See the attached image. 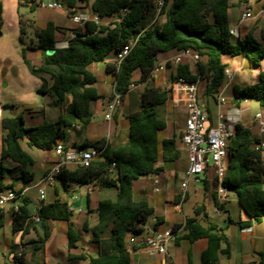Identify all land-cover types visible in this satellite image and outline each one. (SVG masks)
Here are the masks:
<instances>
[{"label": "trees", "instance_id": "trees-1", "mask_svg": "<svg viewBox=\"0 0 264 264\" xmlns=\"http://www.w3.org/2000/svg\"><path fill=\"white\" fill-rule=\"evenodd\" d=\"M25 1L30 11L38 5L36 0ZM89 1L62 0V4L72 13H80L88 7ZM250 1L163 0V5L158 8L157 0H94L90 9L102 20L114 15H118L120 20L110 24L78 25L80 27L72 30V36L64 47L58 46L57 39V33L63 29L54 22L35 30L38 43L34 47L43 52L41 62L30 63L25 55L26 48H22V52L31 73L41 82L37 94L44 96L46 101L39 110L29 108L27 116L26 111L16 113L17 107L14 113H3L0 125V192L15 191V184L8 182V175L17 171L24 184L32 182L33 174L27 168L34 165V159L25 148L54 152L55 145L63 143L70 130L81 132L91 126L95 116L94 106L105 98L99 89L95 64L104 61L109 54L117 57L133 39L136 44L120 64L115 61L105 67L106 73L114 78L115 91L123 94L122 101L126 98L129 101L125 115L128 121L127 140L113 143L106 137H99L93 141L87 139L81 144L63 143L66 149L75 147L78 151L96 149L102 152L88 167L64 166L56 177V182L66 192H70L72 185L94 186L98 190H115L116 198L100 200L96 206L94 225L90 226L86 219L82 231L72 225L74 213L70 211L68 200L56 198L50 203L43 202L34 211L28 197L15 198L13 201L17 203L11 210L12 230L21 234L22 245H26L24 237L34 231L37 238L28 244H33V254L42 250L52 232L50 221L65 222L68 224L69 264L86 259L83 252L80 255L72 253L83 241L84 232L90 234V243L95 244L97 249L96 256H89L88 264H133L130 237L144 233L151 224L156 228L162 223L158 217L151 221L155 210L147 200L135 198L134 183L142 177L162 172L164 168L157 166L158 163L172 165L181 157L176 134L163 136L168 122L161 111L171 100V89L156 85L157 78L153 74L156 61L159 63V56H171L183 50L198 54L200 59L194 64L188 61L178 65L168 62L166 67L171 70L170 82L180 78L205 81L204 96L216 102L217 95L226 84V65L222 63L224 54L247 56L255 65L264 59V44L260 40L249 37L235 40L230 34L229 10L238 6L250 8ZM19 3H22L21 0ZM2 12L0 3V26ZM24 33L21 26L22 43ZM261 40L264 41V29L261 30ZM137 72L140 73L139 84L146 85L141 91L133 93L130 86ZM234 96L238 101L255 100L264 107V71L259 73L255 84L235 87ZM47 108L56 111V119H48L44 114L42 122L28 125L29 117L34 119L33 111L40 114ZM257 141L251 138L248 127L236 125L235 135L229 143V164L224 185L238 195L239 203L248 215L260 220L264 215V166L261 151L254 148ZM206 176L200 177V182L208 190ZM213 181L216 186L215 176ZM54 194L58 196L57 192ZM212 198L217 209L223 210L225 203L217 201L216 191L212 192ZM204 210V206L198 208L195 216L186 218L185 238L189 242L206 239L201 264H219L218 252L227 238L222 229L201 224L199 217ZM34 217H38L39 221H35ZM4 218L5 213L0 208V228L4 226ZM39 222L41 226H38ZM229 222L232 223L231 220ZM179 227L176 225L174 229ZM19 248V245H13L14 260L23 264L26 253ZM258 255L259 263L264 264V252Z\"/></svg>", "mask_w": 264, "mask_h": 264}, {"label": "crops", "instance_id": "crops-1", "mask_svg": "<svg viewBox=\"0 0 264 264\" xmlns=\"http://www.w3.org/2000/svg\"><path fill=\"white\" fill-rule=\"evenodd\" d=\"M48 0H42V2H46ZM94 0L89 1L88 7L91 6L92 2ZM0 3L3 6V12H2V24L6 23L8 20L18 22L19 20V0H0ZM252 7V5L250 4ZM253 8V7H252ZM245 7L238 6L233 7L228 12L229 17V26L230 28H238V31L240 33L241 39L250 38L251 36L257 40H260L263 44L264 41L261 40V30L264 29V26H262V23H264V20L259 18V12L255 14V18L251 19L253 22L248 23L249 21L244 22L241 26H239V21L241 18V15L245 11ZM262 9V8H261ZM91 10V9H90ZM88 10V11H90ZM58 11V10H56ZM85 12V11H82ZM65 20L71 21L69 18H67L61 11H58V17L56 20H49L48 22H54L58 27L62 28V32L64 35L63 40H58V46L64 47L67 44L68 38L72 36L70 35L69 31H67ZM47 22V23H48ZM72 22V21H71ZM46 23V24H47ZM73 23V22H72ZM1 24V25H2ZM45 24V25H46ZM44 25V26H45ZM77 25V24H74ZM43 26V27H44ZM80 26L77 25L76 28H79ZM42 28V27H41ZM235 40H238L235 38ZM238 43L237 41H235ZM22 58H23V52L21 50ZM175 54H172L171 56H159V63H163L165 60L173 57ZM23 61L25 63V60L23 58ZM116 56L114 54H109L104 61L99 62L95 64V67L99 69V71L102 73L105 71V67L107 63L115 62ZM41 62V59H39V62ZM192 63V62H191ZM222 63L226 65V67L231 68L234 71V76L232 81H227L225 84V90H224V98L226 101L225 106L228 105V100L226 97V94L230 92L232 99V105L235 108H239L242 105V101H247V99L237 100L234 96V88H244L246 86L255 84L258 79V75L261 71H264V59L260 62L259 65L253 64V68L251 69V77L250 81L251 83L247 85H243L242 87L238 84H234L233 80L234 78L241 74L242 75V81L245 82L246 78L244 76V69H245V56L242 55H232V54H224L222 56ZM26 64V63H25ZM36 64V63H35ZM174 64V63H172ZM193 64V63H192ZM23 66V64H21ZM21 66V67H22ZM95 68V70H97ZM165 69H168L167 67ZM23 72V73H22ZM97 72V71H96ZM106 73V71H105ZM18 74H23L26 77L27 82L34 85V89L37 90L41 86L40 80H36L31 76V73L27 70L21 69V72ZM104 75V74H103ZM135 76L140 77V73L137 72ZM134 76V77H135ZM158 75H156V78ZM168 77H164L165 85L167 84ZM170 78V77H169ZM170 82V81H169ZM102 85L99 87L101 93L105 96L104 99L99 100L96 102L94 106V112L97 115V121L102 118V110L108 100H110L113 96L114 92V78L106 73V76H103L102 78ZM134 83V82H133ZM172 84L170 82L168 84V87ZM200 84H203L202 92H201V104L204 106L207 114H208V120L209 125L213 126L217 122V105L216 102L213 101L214 106L210 104L209 100L203 98L204 91L206 88V82L200 81L199 82V88ZM107 87V89H105ZM109 91V93H108ZM39 95V94H38ZM200 97V96H199ZM203 98V99H202ZM1 99V97H0ZM43 97H39V100L35 102H40L43 104L42 101ZM1 103V100H0ZM259 103V102H258ZM2 104V103H1ZM4 105H10V104H4ZM3 105V106H4ZM16 107V105H13ZM14 107V109H15ZM216 108V109H215ZM16 113H20L21 111L15 109ZM127 113H122L119 118V114H116V120L115 124L118 126H121L122 123L125 124L123 127L126 137V140L128 138V121L125 117ZM261 114V113H257ZM225 115V119L227 124L234 128L236 125L241 124L245 127H248L251 131V138L260 140L264 139V135H261L259 132V126L258 124L251 122L253 125L251 126L249 123H246L243 120H235L233 125H230L227 116ZM264 117V113L262 114ZM119 118V119H118ZM42 121V120H41ZM97 124L92 122L91 126L87 130H83L81 132L73 131L70 135L66 138V140L63 142L68 145H74L75 143L81 144L85 140L89 139L91 141L99 138V137H106L109 135H101L97 132ZM79 130V128H77ZM119 131V128H118ZM123 132V133H124ZM182 144V143H181ZM2 148V132L0 131V153ZM177 148L180 150H185L186 148L183 145H180L177 143ZM28 152L29 148H25ZM52 154L49 158L41 157V167L42 172L40 177L36 180L35 174L30 171V169L35 165L36 161L34 159V165L31 167H28L27 170L33 174V180L29 184H24L19 171L9 174L8 175V182L11 184H15V192L22 193L23 195L21 197H28L32 201V207L34 211H36L38 208H40L43 204L39 197V184L41 182V179L43 176L52 168V166L57 161V158L53 151L50 152ZM1 156V154H0ZM181 158V157H180ZM186 158H187V165L185 168V171L188 166V153L186 151ZM180 160V159H179ZM178 162V161H177ZM176 162V163H177ZM164 165L163 163H158L157 166H162L164 170L160 172L159 174H153L146 177H142L137 182V186L135 187L134 183V190H135V198L136 199H144L147 200L154 208L155 213L154 216L151 218V221H155L156 217H158L159 221L162 223L158 225L156 228H153V225L151 224L146 232L143 234L159 230L163 231L166 229H172L174 232V236L171 239V242L168 245V254L166 256L161 255L148 246H136V249H133L132 246L129 245V250L132 257V263L133 264H201V258H202V252L207 246V240L206 239H200L193 242H189L185 238L186 230H185V220L188 217L195 216V210L201 207H205V210L200 214L199 220L201 224L204 227L211 226L213 228L222 229L224 234L226 235L227 240L222 243L221 250L218 252V262L219 264H260L259 263V253L264 252V215L260 218V220L254 219L250 215L247 214V212L241 207L239 203L238 195L233 192L229 191L228 194V200L225 202V206L223 210L217 209V207L214 204L213 198H212V192L215 191L214 186V172L213 170H210L206 175L207 181H208V190H205L204 185L200 181H195V183L198 185L200 184V187L202 189V194L198 196H202L203 201L196 206L197 203H199L196 198L198 196H195V202L191 205L189 211L187 214H184V203H182L181 207L179 208V204L181 203V193L182 188L181 184L178 186L179 183V174L177 172L176 166L174 165ZM261 163L264 166V152H261ZM229 164V163H228ZM15 165L12 166V168ZM184 171V172H185ZM264 177V175H263ZM182 183V180H181ZM52 189L53 192H57L58 196L55 195V198L52 200L54 201L56 198H59L62 201L68 200V206L70 207V211L74 213H78V216L84 215L86 217L92 216L91 215V201H96V205L100 200L103 199H112L114 200L116 198V191L113 189H105V190H98L94 186H84L81 188L85 189V196H87V203L85 205V213H82L81 210H76L73 207L76 206L78 203V197H75L76 194H80L81 192L78 191V188H80L77 185H72L69 190L70 192H66L64 189L60 187V184L58 182H55L54 185H47L45 186L46 189ZM158 189V191H156ZM36 190V194H33V191ZM12 191V190H11ZM10 192L4 191L3 193L7 195ZM65 193V194H63ZM71 193L68 196V194ZM67 195V199H65V196ZM190 199V194L187 192V196L185 200ZM47 194L44 203H50L52 201H47ZM70 200H72L70 202ZM184 200V201H185ZM210 203L213 207L212 210L209 209V206L206 205V203ZM17 202H14L13 200L7 202V204L2 207L5 216L7 214H11L12 208L16 205ZM91 210V211H89ZM214 210V211H213ZM96 215V210L94 212ZM35 216V215H34ZM77 216V217H78ZM74 215L71 217L72 225L75 228V223L73 221ZM232 221L230 223L229 221ZM51 222V221H50ZM54 224H58L59 228H63L62 230V236L64 239V246H65V252H64V262L59 260L58 257L60 256L61 249H57L56 246L52 249H55L54 258H52L50 261L47 259V257L44 256V253L48 251V249L54 245V242L59 234V231L56 227H52V232L50 235V238L44 245V248L36 253L33 254V249L31 251L30 259L24 260L23 264H32L31 261L35 264H69L68 262V250H67V229L68 224L65 222H59V221H53ZM238 223H242L243 225H239ZM12 225V223H11ZM60 225V226H59ZM94 225V224H93ZM180 225V227L175 230L174 226ZM76 229V228H75ZM44 230V228H43ZM77 230V229H76ZM17 236H21L20 233H15ZM143 234L136 235L137 237L142 236ZM29 236V237H28ZM26 238V239H25ZM23 239L27 242L26 245H22L21 241L22 239H16L13 241H10L7 243V249L9 252V258L12 261L13 264H18L14 260V254H13V245L17 244L22 249L25 247L26 249H29V242L37 238V235L34 231H32L27 237ZM84 243H79L77 249L73 250V254L80 255L82 252L86 255V259L83 261H79L76 264H88V258L89 256H96L97 255V249L95 244L90 243L91 236L89 233L84 232ZM24 248V249H25ZM46 249V251H45ZM43 251V252H42ZM45 251V252H44ZM156 254V258L153 256ZM60 258H63V256H60Z\"/></svg>", "mask_w": 264, "mask_h": 264}, {"label": "rangeland", "instance_id": "rangeland-1", "mask_svg": "<svg viewBox=\"0 0 264 264\" xmlns=\"http://www.w3.org/2000/svg\"><path fill=\"white\" fill-rule=\"evenodd\" d=\"M21 4L19 3V20L18 22L8 20L6 23H3L0 26V97H1V103L2 106L4 104H10V105H16L19 111L23 112L26 111V116H27V110L29 108H33L35 110H39L43 107L44 102L46 101V98L42 95H38L36 90L34 89V85L27 82L26 77L23 74H18L21 72V69L23 68L24 70H27L31 73L30 68L27 66V64L24 63L21 50L22 48H26L25 50V55L26 58L30 63L33 64H39V59L42 58L43 52L35 48L34 46L37 45L38 39L35 34V30L37 28L43 27L49 20H56L58 17V11L44 8L42 7L41 3L42 0H36L38 3L37 7L35 8L34 11H30V6L29 4L26 3L25 0H21ZM250 4L252 5V10L253 13L256 14L259 12V18L264 20V0H251ZM262 8V9H261ZM90 10V7L84 8L82 11H88ZM81 11V12H82ZM152 20V19H151ZM113 22V19L109 18L107 20H103L102 23L105 24H110ZM253 21H249L248 23H252ZM65 25L66 28L69 29L70 35L72 34V30L77 27V25H74L69 20H65ZM23 27L25 30L24 33V42H21L20 39V27ZM262 26H264V23H262ZM57 39L58 40H63L64 35L63 33H57ZM250 39H254L252 36ZM23 64V66L21 65ZM194 64V63H193ZM22 66V67H21ZM97 69V67H95ZM253 68V64L251 63L249 57L245 56V69H244V76L246 78L245 82L242 81V75L239 74L234 78V84H238L239 86L247 85L251 83L250 77H251V69ZM97 75L99 77V87L103 86L102 85V78L103 76H106L105 71L102 73L99 71V69L96 70ZM23 73V72H22ZM104 74V75H103ZM170 74L171 70L170 69H163L159 72L158 77L156 79V85L159 87H163L165 89L170 88L168 87V84L170 83ZM31 76L38 80L37 77H35L32 73ZM164 77H168L167 84L165 85V80ZM134 84L136 87L132 90V92H139L141 91L146 84H139V77L135 76L134 77ZM203 84H200L199 88V96L201 99V92H202ZM107 89V87H105ZM109 93V91H108ZM39 97H43L42 101L43 104L40 102H35L36 100H39ZM227 100H228V105L224 106L223 108V113L226 114L227 120L230 125H233L235 120H243L246 123H249L251 126L253 125L251 122L253 118L257 115V113H264V107H262L257 101L252 100V99H247V101H242V105L239 108H235L232 105V99L230 92L226 94ZM206 100L208 99L210 104L214 106L213 100L209 99L205 96H203ZM202 98V99H203ZM201 101V100H200ZM128 105L129 101L126 98L120 108L118 109L116 114L120 115L122 113H127L128 112ZM15 107V106H14ZM216 109V108H215ZM162 116L163 118L166 119L168 122V129L164 132L163 136L165 137H172L173 134H176L177 137V143L181 144V134L182 130L184 128L185 124V118H186V112L185 109L181 105H175L172 102V99L168 102V104L162 109ZM34 115V119H30L29 117V122L28 125L33 124H39L42 122L41 120L43 119V115L46 114L48 119L54 120L56 119L57 113L54 109L52 108H47L44 113H36L35 111L32 112ZM118 118V119H119ZM97 115L95 114L93 118V122L97 124V132L101 135H107L109 133V140L113 141V143H123L126 141L125 132H124V125L122 123L121 126H118L115 124V120L113 119L111 124H108L103 120V118L99 119L97 121ZM124 126V127H123ZM119 128V131H118ZM73 132L70 130L68 132V135ZM124 132V133H123ZM181 158L178 160V162L174 165L177 168V172L179 174V183L178 186L181 184V180H184L185 176V168L187 165V158H186V151L183 149L181 150ZM28 153L32 155L36 161L35 165L30 169L31 172L35 174L36 180L40 177L41 172H42V167H41V157L43 156L44 158H49L52 156L50 152H44L35 148L28 149ZM137 186V182H135V187ZM188 192L190 194V199H187L184 201V214H187L189 211L191 205L195 202V196H198L202 194V189L200 187V184H196L195 181L191 180L189 182L188 186ZM78 191H80V194H76L75 197H78V203L76 206H74V209L81 210L82 213H85V205L87 203V196H85V189L84 188H78ZM36 190L33 191V194H36ZM46 194H47V201H52L55 198V194L52 189L47 188L46 189ZM65 194V193H63ZM71 193L65 196V199L69 197ZM195 195V196H194ZM67 196V197H66ZM196 200L199 202L196 204L199 205L202 201L203 198L202 196H198ZM72 200H70L71 202ZM207 206H209V209L212 210L213 207L210 203H206ZM96 201H91V215L92 216H84L80 215L78 216V213L74 211V217L73 221L75 223V228L79 231H82V226L83 223L86 219L90 222V226H92L95 223L96 220V215H94L95 210H96ZM214 211V210H213ZM78 216V217H77ZM34 219V218H33ZM35 220V219H34ZM12 216L11 214H7L4 218V226L0 228V264H13L12 261L9 258V252L7 249V243L16 239H20L21 236H17L13 230H12ZM51 227H56L59 231V234L54 242V245H52L46 254L44 253V256L47 257V259L50 261L52 258H54L55 249H52L53 247L56 246L57 249H61L60 256H63V258L58 257V259L64 262V252H65V246H64V239L62 236V230L63 228H59L58 224H54L53 221L50 222ZM60 226V225H59ZM27 237V236H25ZM24 237V238H25ZM29 237V236H28ZM84 237V233H83ZM26 239V238H25ZM25 243H27L24 240ZM81 243H84V239ZM22 249L19 248V251L23 250L26 253V260L29 261L31 251L33 249V244H29V249ZM46 251V249H45ZM44 251V252H45ZM43 252V251H42ZM156 258V254L153 255ZM32 264L33 261H31Z\"/></svg>", "mask_w": 264, "mask_h": 264}, {"label": "built area", "instance_id": "built-area-1", "mask_svg": "<svg viewBox=\"0 0 264 264\" xmlns=\"http://www.w3.org/2000/svg\"><path fill=\"white\" fill-rule=\"evenodd\" d=\"M42 7L61 11L67 18L74 24L84 25L86 23L101 24L103 20L98 14L92 10L80 13H72L69 9L65 8L62 0H48L41 3ZM163 5V0H157L158 8ZM125 12V10H123ZM255 18L252 8H246L241 15L239 26L244 22ZM113 21H119L118 15L111 17ZM230 34L236 38L241 39L238 28H230ZM136 40H131L126 44L121 51L117 54L116 63L120 64L124 58L130 53ZM200 59L198 54L192 53L188 50H183L175 53V55L163 63H158L153 71L156 76L159 72L166 68L167 63L171 62L175 65L185 61L196 63ZM234 71L226 67L225 77L226 80L232 81ZM136 85L133 83L130 90H133ZM172 102L177 106L181 105L186 112L185 124L182 130L181 143L186 148L188 153V166L185 171L184 180L181 183V203L179 208L184 202L189 182L200 181V177L206 175L210 170H213L216 179V197L217 201L222 204L228 200L229 190L224 185V180L227 174L229 163V143L235 135V129L231 128L225 119L223 108L226 104L224 98V89L217 95V122L215 125H209L208 114L204 106L200 102L199 97V82L188 81L180 78L170 85ZM123 100V94L115 91L110 100H108L102 110V118L108 124H111L114 116L120 108ZM2 104L0 103V125L3 118ZM258 124L259 132L264 135V117L262 114H257L253 120ZM109 139V136H107ZM255 150L264 152V139L258 140L254 145ZM102 151L66 149L63 143H58L54 147V154L57 161L52 168L43 176L39 184V197L42 202L45 201L46 191L45 186L54 185L56 177L61 173L64 166H79L88 167L93 160L100 156ZM1 160V156H0ZM158 191V189H156ZM22 193L10 191L7 195L0 192V208L4 207L7 202L22 196ZM35 221H39L38 217H34ZM146 232V231H145ZM143 234V233H142ZM174 236L172 229L163 231L154 230L143 234L140 237L131 236L129 239L130 246H148L155 252L166 256L168 254V245ZM167 264V263H165Z\"/></svg>", "mask_w": 264, "mask_h": 264}, {"label": "water", "instance_id": "water-1", "mask_svg": "<svg viewBox=\"0 0 264 264\" xmlns=\"http://www.w3.org/2000/svg\"><path fill=\"white\" fill-rule=\"evenodd\" d=\"M1 35V33H0ZM158 64V61H156V65ZM2 109L4 112H10V113H14V106L13 105H4L2 106ZM72 149H75V147H72ZM41 222H39L38 226H41Z\"/></svg>", "mask_w": 264, "mask_h": 264}]
</instances>
